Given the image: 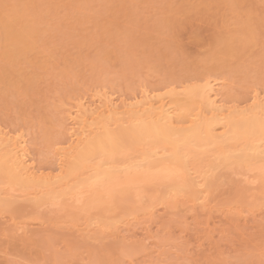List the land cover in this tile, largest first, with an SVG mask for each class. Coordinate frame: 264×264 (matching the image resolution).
Here are the masks:
<instances>
[{
    "label": "rangeland",
    "instance_id": "1",
    "mask_svg": "<svg viewBox=\"0 0 264 264\" xmlns=\"http://www.w3.org/2000/svg\"><path fill=\"white\" fill-rule=\"evenodd\" d=\"M31 1L45 9L41 23L48 25L38 23L42 26L37 38L42 44L35 41L37 51L34 42L29 56L22 58L27 64L21 59L18 71L15 64L10 66L14 68L13 74L9 72L11 77L5 76L11 80H0V126L27 136L39 165L53 164L52 141L64 140L67 135L61 108L84 92L86 96L102 88L126 97L143 85L160 90L170 81L173 85L196 83L204 73L225 80L230 92L226 97H233L239 105L248 103L253 90L264 92V0H87L89 3L81 4L84 8H78V4L74 9L77 4L73 5V0ZM245 15L252 17L245 23L252 25L253 30L245 26L253 31L252 37L239 29L245 28ZM240 18L244 21L239 22ZM239 30L245 38L238 43L245 51L239 49L240 54H228L226 59L223 52L225 62L220 57L224 39ZM1 61L5 59L0 60V70H8L7 63ZM218 64L223 67L219 65V69ZM20 74L22 78L16 77ZM16 81H21L17 89L11 87ZM232 164H220L211 176L208 174V204L196 201L194 207L186 199L188 194L178 196L177 206L171 207L172 203H162L161 197L155 196L163 187L159 185L166 182L158 185L154 181L153 186L148 182L142 187L146 194L138 195L135 189L130 191L133 197L129 194L132 200L127 195L130 203L124 206L135 203L138 211L133 215H125L119 208L108 212L106 221L109 218L115 226L102 228V232L94 224L88 227H93L91 230L86 226L85 232L87 219L83 213L70 218L67 213L80 208L69 200L72 195L60 197L62 201L56 200L60 201L57 204L53 200L39 204L27 195L17 197L11 207L0 210V264H264V185L257 178L258 170L248 164ZM16 226L22 230L15 231Z\"/></svg>",
    "mask_w": 264,
    "mask_h": 264
},
{
    "label": "bare ground",
    "instance_id": "2",
    "mask_svg": "<svg viewBox=\"0 0 264 264\" xmlns=\"http://www.w3.org/2000/svg\"><path fill=\"white\" fill-rule=\"evenodd\" d=\"M4 1L0 0V5L1 2L4 5ZM18 1L20 0L5 1V4L11 2L12 4L10 3V5L15 6L9 11L10 16L7 20L5 19L4 8L0 6V9H3V11H0V60L5 59V62H1L7 63L9 69H11L10 66L12 67L15 64L16 69L17 66L20 68L17 65L18 62L33 50L34 44L36 43L35 47L38 44H42L40 43L42 42L40 41L41 39L37 38V36H41L39 33V30L41 32L40 27L48 25V23H41L43 20V10L45 11L44 8L43 10L41 9L42 5L39 6L34 0V2L23 0L24 3L22 0V3ZM77 1L73 0V5L77 4L76 6H72L73 9L77 8L78 4L84 5L91 0H82L83 2L80 0L81 2L78 1L79 3ZM232 2L234 1L232 0ZM82 5L78 6V8H84ZM228 5H230V8L235 6V4L233 6L231 4ZM33 7L35 10L37 8L35 13H33ZM38 9H41V14ZM36 12L39 14H36ZM238 16L240 17V15ZM245 16V19L252 18L251 16ZM238 21L243 22L244 20L241 21L240 18ZM248 21L247 19L243 22L244 27ZM250 21L252 22L251 19ZM38 23L42 25L39 27ZM236 23L237 20L235 21ZM50 26L47 29L48 31L52 29L53 25L51 29ZM249 26L252 27V25ZM241 27L238 28L241 31L244 30L246 33H241L240 30L236 34L232 35L231 33V36H227L228 38L224 39L221 56L218 51L221 47L214 52L215 55L219 54L225 62L228 54H231V56L233 53L238 54L239 52L240 54V51L243 50V45L241 47V44L239 45L238 43L244 40L245 36L243 35L247 34V37L253 36V27L251 28V32L249 31L250 27H245L244 29L243 26ZM45 34L46 30L43 36ZM251 37H249L250 40L252 39ZM35 41H38V44ZM251 41L248 40V43ZM244 43L246 41L242 42V44ZM247 44H245L246 48ZM223 52L225 59L222 57ZM237 54L236 56H239ZM219 56L217 55L216 57ZM208 58L210 61V57ZM23 59L22 61H24ZM213 59L211 57V60ZM227 59L229 58L227 57ZM222 60H218L220 62H217L221 63ZM30 64L33 63L30 62ZM42 64L43 66L45 65L44 61ZM42 64L40 63L39 66ZM219 65L221 64L216 66L218 67ZM206 67L204 66V68ZM2 68L4 67L2 66ZM9 69H6L8 75L5 69L3 71H1L2 69L0 70L5 73H2L1 82H4L2 81L3 78L6 79L5 76L10 75L11 77L10 71L14 68ZM21 69H19V72ZM203 69H200V71ZM213 69L215 68L213 67ZM13 71L12 74L14 73ZM207 74L199 75V81L196 83L192 81L189 84L180 83L178 85L176 83L177 85H173V81H170L171 83H166V86H160V90L147 88V85L142 84L141 89L139 91L136 90L137 93L126 97L115 95L102 88L99 90L97 88L96 91H91L92 93L86 96V92H84V96H77L73 100V103L71 102L67 107L64 105V109L61 108L62 111L60 110L64 114L63 121L65 123H63L67 125L63 126L66 129L64 132L67 131L66 138L56 141L55 139L52 141L51 137L49 138L54 146L53 148L51 147V149H54V154L50 149L54 155L53 164L51 165L47 164L46 166V164L43 165L44 163L42 165L36 163L37 161L34 158L33 152H31L32 146H30L27 136L0 126V210H7L12 206L15 199H19L17 197L23 198L25 195L31 196L32 198L30 197V199L36 203L40 202L39 204H43L48 200H53L51 202L53 204L56 202L57 204L60 201L57 202L56 200H59L60 197L64 199V196L66 198V195H72L69 200H73L72 202L76 203V205H80L78 206L80 208L76 206L79 210L66 212L70 215V218H78L79 214L83 213L82 215L87 219L84 230L86 226L88 228L94 224L101 231L107 226V228L115 226L114 221H110L109 218L106 221L107 216L105 217V214L108 215V212L112 213L118 208L122 209L125 215L138 211V208L134 206L137 204H130L131 207L128 206L129 204H127L128 207L124 206V204L130 203L127 200H132L133 191L131 190H138V195L142 193L146 194L143 192L145 189H142V187L148 182H152V186L154 181L158 182L156 183L158 185L164 181L166 182H164L165 186L159 185L163 186L159 192L156 189L152 191L154 194L157 192L160 195L155 194L159 199L161 197L162 203H172L169 205L171 207L177 204L175 201L178 196L180 198V195L187 196L188 194L185 197L188 201H192L193 206L196 201H200L202 205L208 204L205 199L207 197L205 193L208 190L206 186L210 182L207 179L210 180L208 178L211 176L210 172L218 168L220 164L233 165L232 163H234L237 166L248 164V166L258 170L260 176L257 178H261L263 182L261 186H263L264 92L260 93L258 89L253 90L248 97V103L239 105V103H235V100L233 101V97L232 99L231 96L230 98L229 96L226 97L228 89L225 88L227 85L224 86L225 78L222 81L215 76L212 77V75ZM18 76L22 78V74L16 77ZM195 76L192 78L195 79ZM10 77H7L8 79L6 80L8 81ZM21 78L20 80H22ZM17 82L19 81H16V85H14L15 83L12 84L11 87L13 88L14 86L17 89ZM26 83L28 82L26 81ZM25 88L27 89V87ZM19 90H14V92L16 91L17 93ZM228 93L230 92L228 91ZM50 144L48 147H50ZM194 191L198 193L197 196H194ZM262 192L264 193V186ZM137 193L134 195L136 196ZM129 194L132 195L130 196ZM127 195H129V199H127ZM138 195L137 197H139ZM134 198L133 200H135ZM186 199H182L183 202L187 201ZM62 208L64 209V207ZM140 209L142 211V208ZM147 211L149 212V210ZM142 212L144 213V211ZM120 217L118 218L120 219ZM111 223L114 225H111ZM19 227L16 226L14 228L15 231L22 230ZM92 228L88 229L91 230ZM89 230H87V233L91 234ZM158 258L157 262H159ZM159 259L161 261V258Z\"/></svg>",
    "mask_w": 264,
    "mask_h": 264
},
{
    "label": "snow or ice",
    "instance_id": "3",
    "mask_svg": "<svg viewBox=\"0 0 264 264\" xmlns=\"http://www.w3.org/2000/svg\"><path fill=\"white\" fill-rule=\"evenodd\" d=\"M15 6L14 5H10V4H4L3 5V8H4V13H5V19L7 20L10 16V12L9 10L14 8ZM126 264V262H125Z\"/></svg>",
    "mask_w": 264,
    "mask_h": 264
}]
</instances>
